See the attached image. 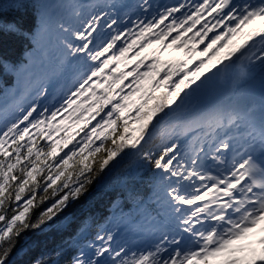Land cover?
I'll return each mask as SVG.
<instances>
[{
  "label": "snow or ice",
  "instance_id": "6c2138e0",
  "mask_svg": "<svg viewBox=\"0 0 264 264\" xmlns=\"http://www.w3.org/2000/svg\"><path fill=\"white\" fill-rule=\"evenodd\" d=\"M13 7L33 16L27 30L5 22L0 0V31L27 42L21 60L0 58V264H16L26 233H43L54 220L70 224L64 213L130 153L139 162L131 178L148 176L147 201L128 192L142 217L138 226L147 225V243L121 242L120 224L81 242L84 222L69 241L41 250L29 264H264V96L259 109L200 104L217 80L258 79L264 91V0L171 6L18 0ZM60 8L70 10L74 23L55 21L60 56L54 75L65 83L48 100L46 86L25 90L20 80L31 81L30 56ZM206 39L200 55H211L194 71L158 58L120 70L154 43L158 51L182 49L191 59ZM141 65L147 70L138 71Z\"/></svg>",
  "mask_w": 264,
  "mask_h": 264
},
{
  "label": "trees",
  "instance_id": "16d2710c",
  "mask_svg": "<svg viewBox=\"0 0 264 264\" xmlns=\"http://www.w3.org/2000/svg\"><path fill=\"white\" fill-rule=\"evenodd\" d=\"M17 2L18 0H2L4 12L2 19L5 22H17L25 30L30 29L33 13L31 9L17 11L13 7ZM43 2L59 4L68 3L70 0H44ZM90 2H96V0H91ZM63 10L69 11L63 8L57 9L51 20L52 23L50 21V28H55L57 37L60 34L55 27V21L64 18L65 22L68 23L70 20L68 16L64 17L65 15L62 14ZM56 41H58V38H56ZM56 44L49 45L41 40L38 46L40 50L33 52L30 56L32 66H36L31 68L32 79L29 81L27 77H22L20 80L22 89H36L45 86L44 84L48 83V78L57 77L54 73L57 69L60 50L53 47ZM26 48L27 42L22 37L11 32L0 31V58L13 62L19 61L24 57ZM178 57L181 58L178 59ZM172 61L179 63L184 60L182 56H176ZM204 75L206 74L204 73ZM203 78L204 76H201V79ZM9 83H11V78H9ZM150 83L151 81H148L145 88ZM160 91L162 92L164 89L161 88ZM29 98L30 95L28 100L32 99V97ZM21 102L26 105L28 101L22 100ZM2 103L3 101H0V104ZM138 163L137 157L131 153L123 156V158H118L117 162H112L111 166L97 177L96 181L90 186L88 193L74 205L70 212L64 213V215L71 217V223L66 227H60L59 222L54 220L52 224L55 226L43 233H26L29 237L27 242L21 240L20 244L17 245V249L23 248L24 251L20 255L14 256L16 264H29L30 260L39 255L41 250L51 249L69 241V238L76 234L77 229L84 222H87L88 230L85 232V236L78 237L81 242L85 238L88 240L94 239L95 234L101 228L111 229L116 224H120L118 239L126 236L146 235L147 233L144 229L147 225L138 226L142 223V217L128 198L129 190L139 193L144 197L145 201L151 195L147 175L135 180L131 178V174ZM149 207L155 206L150 204ZM60 219L62 220L63 217Z\"/></svg>",
  "mask_w": 264,
  "mask_h": 264
},
{
  "label": "rangeland",
  "instance_id": "374dc122",
  "mask_svg": "<svg viewBox=\"0 0 264 264\" xmlns=\"http://www.w3.org/2000/svg\"><path fill=\"white\" fill-rule=\"evenodd\" d=\"M44 1V0H43ZM125 3H128V4H135L138 2V0H124ZM81 3H90V0H81ZM63 15H65L64 17L68 16V18H70L69 22L68 23H74V18L71 17V13H70V10L69 11H64L63 10ZM62 15V16H63ZM53 18V17H52ZM64 19V18H63ZM52 23V21H51ZM50 21H49V30L44 34L42 40L45 41L46 43H48L49 45H55L56 43V46H53L55 49H59L60 50V45H59V42L56 41V38L57 35H56V30L55 28H50ZM199 28V26H198ZM220 28H218L216 30V33H209V35H213V34H218L220 32ZM195 31V30H194ZM151 34V33H150ZM149 34V37L152 38V39H155V37L153 35H150ZM173 35H175V33H173ZM190 35V34H189ZM123 39V38H122ZM171 38H169V41H170ZM169 41H166L169 42ZM143 42V41H142ZM206 43H207V39L205 40V43L204 44H199L196 46V51L194 53H192L191 55V59H189L184 51L181 49V50H173V49H169V48H165L164 51H158L159 48L161 47L159 44H152L151 47L145 49L144 52L141 53V56L140 57H137L136 60H131L130 63H127V66H125L124 63H122L120 65V70L121 71H127L128 69L132 68L135 63L140 60V59H143L144 60V64H150L152 63L154 60H156L158 58V61H172V59H174V57L176 56H182L183 58V66L187 69H190V70H195L196 66L198 65L199 63V60L201 59H205L206 62H207V57L211 55V53H208V54H205L204 56H201L200 55V52L202 51V49L206 46ZM188 47H191V44L188 45ZM136 51H139V48H134L132 51H130L127 55L129 57V59H131V57L135 54ZM180 52L179 54L176 52ZM147 57V58H145ZM181 57H178V59H180ZM190 63V64H189ZM187 64H189L187 66ZM32 67H36V66H32ZM217 67H219V65H217ZM147 69L144 67V65H141L140 69H138V71H146ZM213 71H215V69H213ZM204 73L206 75H210L211 73H209L207 70H204ZM105 74H107V70H105ZM173 81H175L176 79H178L177 76H173ZM231 79H226V80H223V81H214L212 85H210L200 96V104L203 105V106H206L207 105V102L206 100L204 101L203 97H205L207 95V93L209 92V90L211 89V87L217 83V82H222V83H225V82H228L230 81ZM151 81V80H149ZM131 82V77L128 78V80L125 81V84H128ZM148 82V81H147ZM146 82V83H147ZM65 83V78L64 77H60V76H57V77H50L48 78V83L44 84L46 87H47V92H48V100H51L52 99V96L55 94V92L59 89V87ZM145 83V85H146ZM199 83V82H197ZM128 89L125 88V92H127ZM32 96H30L31 98ZM29 98V99H30ZM44 102V101H42ZM58 106V103H59V100H57L55 102ZM97 119H99V117H97ZM95 123V121H93V124ZM82 135V134H81ZM79 139V138H78ZM83 235H86L85 233ZM147 235V234H146ZM145 234L144 235H141L140 236H129V237H124L121 240V242L123 241H128L130 246L132 247H135L137 245V243L142 244L143 243H147V240H148V237L146 236ZM119 238V237H118ZM135 242V243H133Z\"/></svg>",
  "mask_w": 264,
  "mask_h": 264
},
{
  "label": "bare ground",
  "instance_id": "6f19581e",
  "mask_svg": "<svg viewBox=\"0 0 264 264\" xmlns=\"http://www.w3.org/2000/svg\"><path fill=\"white\" fill-rule=\"evenodd\" d=\"M178 1V3H183L187 2V0H150V2L154 6H171L175 5V2ZM193 2H196V0H193ZM177 4V3H176ZM191 5H189L190 7ZM135 19V15L132 17ZM167 23V21H166ZM163 27V25H161ZM223 27V26H222ZM159 29H154L153 31H158ZM241 86V83L234 82L233 80H230L228 82L222 83V82H217L215 83L207 95L203 97L204 101L206 100L207 105H214L218 103H229V99L237 92V88ZM257 109H259V105H256Z\"/></svg>",
  "mask_w": 264,
  "mask_h": 264
}]
</instances>
